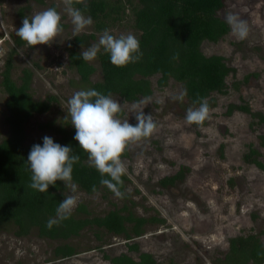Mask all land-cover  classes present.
Wrapping results in <instances>:
<instances>
[{"label":"rangeland","instance_id":"1","mask_svg":"<svg viewBox=\"0 0 264 264\" xmlns=\"http://www.w3.org/2000/svg\"><path fill=\"white\" fill-rule=\"evenodd\" d=\"M107 1L114 4L117 0ZM118 1L121 8L116 14L101 23L92 20L76 35H94L82 44L83 49L78 47L79 54L98 43L105 30L115 37L131 33L140 38L131 7ZM53 4L61 15L63 32L50 45L25 46L11 57L10 77L16 84L22 83L24 70H29L32 98H56L49 111L34 115L25 125L26 143L52 137L53 133L40 127L48 122L56 127H73L67 101L76 91L88 89L69 66L73 25L61 0H0V142L8 134L3 71L14 49L13 37L23 21L19 11L24 8V16L31 17ZM229 13L246 21L249 32L246 39L237 40L230 29L218 42L205 41L201 45L204 55L222 56L232 69L226 79V93L211 94L204 124L185 122L187 109L198 106L185 97L183 101L172 99L184 91L180 83L170 79L160 88L159 75L150 77L152 102L144 112L153 115L157 128L149 138L130 144L127 154L121 157L127 177L122 198L107 187L92 194L77 187L74 193L78 203L72 214L79 218L100 217L125 208L124 215L130 212L135 217L163 220L144 225L143 235L132 241L138 244V251L127 249L128 241L123 235L111 234L95 225L62 240L40 237L36 227L26 236H17V227L8 223L0 227V264H112L110 258L122 253L136 262L141 253H149L156 264H216L228 251L230 238L256 234L264 245V167L258 168L244 159L250 148L256 149L257 159L264 166V121H260V116L264 117V0H224L219 15L225 20ZM88 63L95 68L90 82L101 81L98 54ZM112 98L122 105L117 118L135 124L134 115L129 112L134 102ZM157 99L163 103H156ZM230 105H247L256 116L236 109L228 113ZM181 168L184 176L176 185H159L161 179L173 176ZM61 193L63 199L73 194L65 185ZM79 204L86 207L88 214L76 210ZM126 226L131 228L132 224ZM65 244L78 254L56 258L55 249Z\"/></svg>","mask_w":264,"mask_h":264},{"label":"trees","instance_id":"2","mask_svg":"<svg viewBox=\"0 0 264 264\" xmlns=\"http://www.w3.org/2000/svg\"><path fill=\"white\" fill-rule=\"evenodd\" d=\"M41 3L43 0H38ZM130 6L135 17V28L141 32L140 50L142 58L123 67L114 66L110 62V55L104 50L98 53V60L102 79L90 82L95 68L84 61L78 52V47L85 44L94 35H81L73 38L68 49L69 66L73 68L80 78L81 84H87V90H96L104 95L111 93L112 97H120L125 102H137L140 98L151 95L150 77L159 75L157 84L160 88L167 85L170 79L175 80L186 90L185 98L190 104L199 106L194 101L206 100L212 93L225 94L227 91L226 79L232 69L225 63L224 57L219 55L206 56L201 50L203 42L216 43L230 32V27L219 15L224 8V0H123ZM118 0L113 4L107 0H86L74 3L83 14L90 16L93 21H101L116 14L119 6ZM51 7H57L53 4ZM24 8L19 11L21 17ZM101 23V22H99ZM63 27V25L61 24ZM22 27V24L19 28ZM14 49L10 51L9 58L3 71L2 86L7 94L5 123L8 134L0 142V227L12 223L17 227V236H26L30 229L36 227L40 237L49 239L67 240L78 236L81 230L88 225H95L106 229L114 235H123L128 241L127 249L138 251L134 238L143 235V227L148 222H163L154 217H135L132 213L122 214V210L109 211L100 217L79 218L71 216L53 225L46 227L50 218H55L56 208L63 200L62 191L64 182L57 181L50 185L48 192L41 193L31 189V171L27 165V157L34 144L43 143V138L26 143L25 125L36 114L49 111L51 102L56 101L49 96L45 101H36L29 92L31 72L24 70L21 84H16L10 77L12 69L11 57L19 48L29 47L17 35L13 37ZM34 47V46H33ZM29 47V48H33ZM179 53L178 59L173 56ZM38 67V65H36ZM209 105V104H208ZM239 110L249 113L247 105H230L229 111ZM121 113V112H120ZM119 113V114H120ZM260 121L264 117L260 116ZM203 121L201 124H204ZM135 125V124H133ZM42 130L53 133L50 137L62 146H71L70 155H78L79 162L73 165L72 182L88 194L98 191L101 187L99 172L88 164L87 153L74 140L75 128L54 126L46 123L40 126ZM127 152L123 153L125 156ZM258 151L250 148L244 156L245 161L251 162L258 168L263 164L257 159ZM184 169L176 174L164 177L159 181L161 187L174 186L183 178ZM104 178H109L105 176ZM119 190L123 192L124 182ZM95 186V191H93ZM82 214H88L82 204L76 209ZM127 223L132 224L128 228ZM56 258H69L78 252L65 244L54 251ZM107 258V256H105ZM112 264H156L154 257L149 253H141L139 262L131 256L122 253L110 258ZM216 264H264V245L256 234H246L230 238L228 251L223 259H217Z\"/></svg>","mask_w":264,"mask_h":264},{"label":"clouds","instance_id":"3","mask_svg":"<svg viewBox=\"0 0 264 264\" xmlns=\"http://www.w3.org/2000/svg\"><path fill=\"white\" fill-rule=\"evenodd\" d=\"M61 2L71 19L74 37L93 23L90 16L86 17L80 9L74 7V3H82L83 0ZM225 21L237 40L247 38L249 29L246 21L232 13L225 16ZM62 32L61 15L55 7H50L31 17L25 16L22 27L16 30V35L29 47H33L50 45ZM81 48L83 49L82 44ZM101 48L110 55V62L117 67L135 63L143 56L140 42L133 34L115 37L108 30L103 32L98 43L82 50L80 56L86 62L93 61ZM178 58L179 53H176L173 59ZM186 94V90L182 91L172 99L183 101ZM151 102L152 97L148 96L131 104L129 112L136 120L133 125L128 119L117 118V114L122 111V105L112 98L111 93L104 95L96 90H79L67 101L68 116L75 128L74 140L87 153L89 166L99 172L102 177L101 185L106 186L118 198L123 196L118 186L123 183L121 178L126 173L121 156L130 144L149 138L157 128L153 115L144 112ZM197 102L198 107H189L186 111L185 122L189 125L200 124L209 116L207 101H194ZM156 103H163V100L157 99ZM71 152V146H62L52 138L44 136L42 146L34 144L26 160L31 171V183L28 185L31 189L44 193L48 192L50 185L54 186L57 181H63L65 188L73 193L59 203L55 218L47 221L48 229L68 219L78 203V197L74 195L77 186L72 182V172L73 165L79 162L80 157L70 155ZM105 176L109 178H104ZM95 190L93 186V191Z\"/></svg>","mask_w":264,"mask_h":264}]
</instances>
